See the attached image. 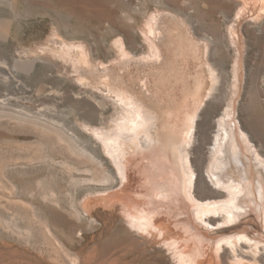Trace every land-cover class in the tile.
<instances>
[{
	"label": "rangeland",
	"instance_id": "obj_1",
	"mask_svg": "<svg viewBox=\"0 0 264 264\" xmlns=\"http://www.w3.org/2000/svg\"><path fill=\"white\" fill-rule=\"evenodd\" d=\"M9 1L0 0V32L7 30L6 37L0 36V112L33 115L62 125L78 138L81 145L93 151L113 175L117 174V167L100 137L85 123L97 122L101 111L96 102L103 99L105 106L101 117L108 126L109 132L107 129L106 132L110 133L114 128V133L125 135L131 129L124 130L125 126L117 129L115 123L122 107L116 96L121 93V88L102 81L103 74L97 71L105 67L123 68L118 71L124 82L141 96L137 87L139 78L135 77L129 62H150L159 56L149 26L150 18L161 11L179 14L201 41L206 36H217V43L203 41L207 43L206 58L213 65H220L226 73L225 89L221 92L212 89L204 97L197 114L206 107V101L210 103L202 128L212 123L211 135L221 129L217 124L228 117L222 118V115L228 113L230 103L233 108L229 109V124L234 122L236 127L240 126L239 119H242L264 139V84L260 86L264 71V33L250 38L244 32L254 10L248 8L249 15L244 10L245 17L238 25L239 58L237 46L229 34L242 0H133L130 5L123 0H71V3L64 0H11L13 6ZM111 10L116 12L115 26L106 20ZM131 40L135 41L133 52ZM33 56L38 58L33 66H29L27 61ZM81 57L85 61L78 62ZM236 61L239 67L235 69ZM80 64L83 67H79ZM237 71L238 76L235 75ZM82 74L91 84L80 80ZM108 83L110 89L106 86ZM87 91L95 93L96 99L87 98ZM2 100L5 101L2 103ZM135 104L133 108H136ZM197 114L195 120L199 118ZM133 116L131 113L128 117ZM127 125L130 127L131 123L127 122ZM54 138V134L52 136L32 124L24 125L0 117V264H102L127 251L130 253L126 254H136L133 264H174L171 257L164 255L169 254V249L161 231L151 229L149 233L148 227L141 225L145 219H141L144 215L137 208L150 205L137 201L133 192L139 183L136 177L147 178L142 166L149 162L152 152H149V146L125 150L135 158L134 162L139 160V175L132 173L133 178L128 182L118 179L112 189L91 191L73 186L71 177L85 176L82 169H92L93 165L73 157ZM136 151L137 156L134 155ZM244 154L251 156L247 151ZM251 162L253 165L252 158ZM69 166L82 172H73ZM162 179L157 178V181ZM141 180H144L140 181L141 187L145 188L147 183L145 179ZM141 187L137 186L139 191L144 190ZM161 192L165 198L166 194ZM161 195L156 200L162 201ZM182 196L185 202L187 198ZM186 202L188 205L182 206L183 210L187 208L184 212L166 220L173 226L168 241L184 230L181 221L189 219L187 211L190 210L191 217H196L191 213V202L188 199ZM174 210L179 211L178 208ZM249 213L240 222L220 226H207L198 217L196 222L210 239L248 231L252 237L264 241L258 216L252 210ZM249 223L255 227H250ZM137 229L145 234V239L136 240L131 235ZM186 233L190 232L183 234ZM161 246L164 251L159 248Z\"/></svg>",
	"mask_w": 264,
	"mask_h": 264
},
{
	"label": "bare ground",
	"instance_id": "obj_2",
	"mask_svg": "<svg viewBox=\"0 0 264 264\" xmlns=\"http://www.w3.org/2000/svg\"><path fill=\"white\" fill-rule=\"evenodd\" d=\"M64 1L71 3V0ZM123 1L128 5L133 4V0ZM9 4L14 5L11 0ZM248 8L254 11L251 13V20L246 22L244 26L247 37L254 38L257 37L256 35L264 33V0H242V5L236 12L235 20H233L235 23L231 25L229 32L231 41L237 46L238 58L240 56L238 25L245 17L243 16L246 13L244 10L248 14ZM111 11L106 20L110 25L115 26L113 17L116 12H114L115 10ZM182 18L179 14L170 11H161L150 18L151 26L149 27L153 31L152 41L158 47L159 56L150 62L143 60H136V62L130 60L129 62L133 66V72L137 75L135 77L139 78L137 87L141 96H137L135 94L137 90L133 92L135 89L132 88V90L124 82L123 75L118 71L123 68L105 67L97 71L103 74L101 76L102 81H109L121 88L119 89L121 93L115 92L122 103L121 110L118 111L120 116L115 123L117 129L120 128L121 130L123 126L126 127L124 130L131 129L125 135L114 133V128L112 129L113 133L106 132L108 126L105 125L101 117V112L105 106L103 99L96 102L101 111L97 122L86 121L85 123L88 128H93L100 137L103 147L107 149V153L117 167V174L110 173L102 160L93 151L84 147L83 144L81 145L78 138L69 133L62 125L52 124L47 119L46 121L33 115L3 114V111L0 112V117L9 118L24 125L32 124L40 130L52 133V136L54 134L57 141L63 144L62 146L73 157L92 164V169H82L85 176L80 177V174L78 177L73 176L71 177L72 180L70 179L73 186L86 187L87 190L90 189L91 191L110 189L118 179L128 182L129 178H133L134 173L137 172L139 175L140 165L137 166L139 160L134 162L135 158L133 159L125 150L128 147L134 151L138 147L149 146L150 151H148H152L149 162L142 166L147 178L144 176L139 179L137 176V180L135 179L137 183L139 182L137 186L141 187L140 181L144 182L141 180L142 178L145 179L147 185L144 186L145 188L141 187L144 189L143 191H139V187L136 186L137 190H133V192L137 201L150 205L149 207L143 205L137 208L139 213L144 215L141 219H145L141 225L148 227L149 233L151 229L152 231L153 229L161 231L162 239H165L167 249H169V254L165 253L164 255L171 257L174 264H264V241L261 239L252 237L248 231L232 233L223 238L210 239L206 233L201 231L203 229L196 222V217L200 218L207 226L211 225L212 227L240 222L252 210L258 216L264 238V139L254 133L253 129L247 127L242 119H239L240 126H237L239 128L234 122L229 124L228 119L231 117L228 113L233 108L230 103H227L228 113L222 115V118L228 117L217 124L221 125V129L213 131L214 133L211 135L209 129L214 126L212 123H207L206 128H202L204 116L207 113V105L210 102L206 101V107H202L199 114L197 111L204 101V97L212 89L218 92L225 89L226 73L223 72L220 65H213L206 58L208 55V52L206 55L207 43L204 41L209 40L217 43V36H206L203 38L204 41L199 40ZM0 36L6 37L7 30L4 29L0 32ZM130 44L132 51L136 48L135 41L131 40ZM82 57L77 61H85ZM37 58V56L29 58L27 61L29 66H33ZM236 67H239L238 61H236L235 69ZM80 69L78 68V70ZM85 71L83 69L84 74H86ZM235 75L238 76V71ZM80 80L84 84L90 83L86 75L81 76ZM140 80L144 82L142 83ZM110 83L106 85L109 89ZM263 84L264 71L260 79V86ZM114 90L116 89L114 88ZM218 92L216 93L219 94ZM212 93L214 95L213 91ZM85 96L96 99L95 93L92 91H87ZM134 104L136 108H133ZM126 112H130L129 115L132 113L134 116L130 118ZM196 114L199 115L198 120H195ZM127 122L131 123L130 127H127ZM113 127H116L115 124ZM192 136L194 138L190 142ZM128 138L132 141L129 142ZM207 144L209 147H206ZM244 151L250 153L251 156L244 154ZM134 155L137 156L138 152L136 151ZM43 161H45L44 158ZM132 165H136V167ZM69 168H72L73 172L79 170L73 166H69ZM204 172L207 174L205 175ZM70 176L72 175L70 174ZM161 177L163 179L157 181V178ZM160 192L163 195L166 194L165 198ZM158 195L164 199L162 201L156 200ZM182 195L191 202L193 209L191 213H194L196 217H191L188 213L190 210L187 211V218L189 217V219H182L181 221L184 230L168 241L166 239L168 235L172 234L171 228L173 226L170 225L171 221L167 223L166 220H170L177 213L187 209L184 208L183 210L182 208L184 204H187V199L183 202ZM157 205L161 207L158 208ZM175 208H178L179 211L176 212ZM130 217H132L131 214ZM249 224L250 227H255L252 225L253 223ZM139 231V229L132 231L131 235L136 240L145 239V234ZM188 231L190 233L183 234ZM159 248L163 249L162 246ZM126 253L114 256L102 264H133L137 259L136 254Z\"/></svg>",
	"mask_w": 264,
	"mask_h": 264
}]
</instances>
